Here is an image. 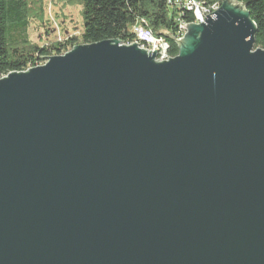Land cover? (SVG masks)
Returning <instances> with one entry per match:
<instances>
[{
  "label": "water",
  "instance_id": "obj_1",
  "mask_svg": "<svg viewBox=\"0 0 264 264\" xmlns=\"http://www.w3.org/2000/svg\"><path fill=\"white\" fill-rule=\"evenodd\" d=\"M185 28L167 61L103 41L0 79V264H264L256 26L226 0Z\"/></svg>",
  "mask_w": 264,
  "mask_h": 264
},
{
  "label": "trees",
  "instance_id": "obj_2",
  "mask_svg": "<svg viewBox=\"0 0 264 264\" xmlns=\"http://www.w3.org/2000/svg\"><path fill=\"white\" fill-rule=\"evenodd\" d=\"M63 1V0H60ZM66 1V2H65ZM65 7L81 6L83 21L80 34L83 45L103 41H119L130 45L135 41L133 29L142 26L155 38L170 45V55H178L174 43L178 25L193 23L186 10L167 6L166 0H65ZM204 6L221 5L226 0H197ZM250 14L256 26L254 49L264 51V0H235ZM45 0H0V78L37 67L40 60L61 56L73 48L76 38L53 42L39 47L31 43L27 32L31 22L39 25L44 18ZM40 26V25H39ZM44 29L46 26H40Z\"/></svg>",
  "mask_w": 264,
  "mask_h": 264
},
{
  "label": "rangeland",
  "instance_id": "obj_3",
  "mask_svg": "<svg viewBox=\"0 0 264 264\" xmlns=\"http://www.w3.org/2000/svg\"><path fill=\"white\" fill-rule=\"evenodd\" d=\"M64 1L65 0H45L44 18L39 25L46 27H44L43 29L39 25H37L36 22H31V25L27 32L28 39L31 43L42 47L49 43L60 42L64 41L66 38L74 37L77 40L74 47L83 45L80 39V34L83 26V21L81 17L82 7L80 5L65 7ZM71 50L72 48H69L66 53L70 52ZM54 56L56 55H52L49 57ZM47 60V58H42L37 67L43 66L47 62Z\"/></svg>",
  "mask_w": 264,
  "mask_h": 264
},
{
  "label": "built area",
  "instance_id": "obj_4",
  "mask_svg": "<svg viewBox=\"0 0 264 264\" xmlns=\"http://www.w3.org/2000/svg\"><path fill=\"white\" fill-rule=\"evenodd\" d=\"M166 3L167 6L171 8L191 12L194 19L193 24H202L205 22L206 15L212 14L219 8V5L217 4L204 6L197 0H166ZM185 25L184 22L179 23L177 32L178 39H180L181 34H183ZM133 33L135 35L134 43L136 42L138 44V48L144 49L147 53H153L156 50L155 61H157V58L159 57H172L169 53L170 45L162 38L155 39L148 29L138 25L134 27Z\"/></svg>",
  "mask_w": 264,
  "mask_h": 264
},
{
  "label": "bare ground",
  "instance_id": "obj_5",
  "mask_svg": "<svg viewBox=\"0 0 264 264\" xmlns=\"http://www.w3.org/2000/svg\"><path fill=\"white\" fill-rule=\"evenodd\" d=\"M193 24V23H192ZM185 32H186V28H184V32H183V34H181V37H180V39L184 36V34H185ZM135 36V35H134ZM155 39H159V38H155ZM176 39H178V37L176 38ZM134 43V42H133ZM132 43V44H133ZM174 43H175V41H174ZM131 45V44H130ZM175 45H176V43H175ZM129 46V45H128ZM73 49V48H72ZM140 49V48H139ZM178 49V48H177ZM141 50H144V49H141ZM251 52H255V51H251ZM61 56H63V55H61ZM170 58H173V57H170ZM47 59H49V58H47ZM167 57H159V58H157V61L159 60V61H167ZM46 64V63H45ZM44 64V65H45ZM34 68H36V67H34ZM32 69V68H31ZM28 71V70H27ZM26 72V71H25ZM22 73V72H21Z\"/></svg>",
  "mask_w": 264,
  "mask_h": 264
}]
</instances>
